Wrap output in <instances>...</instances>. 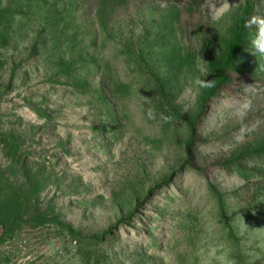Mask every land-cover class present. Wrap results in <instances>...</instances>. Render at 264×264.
<instances>
[{
    "label": "rangeland",
    "instance_id": "obj_1",
    "mask_svg": "<svg viewBox=\"0 0 264 264\" xmlns=\"http://www.w3.org/2000/svg\"><path fill=\"white\" fill-rule=\"evenodd\" d=\"M261 21L0 0V264H264Z\"/></svg>",
    "mask_w": 264,
    "mask_h": 264
},
{
    "label": "trees",
    "instance_id": "obj_2",
    "mask_svg": "<svg viewBox=\"0 0 264 264\" xmlns=\"http://www.w3.org/2000/svg\"><path fill=\"white\" fill-rule=\"evenodd\" d=\"M249 11H250V8H247L246 9V11L242 14V16H241V19H240V21H239V26H240V29H239V32H238V35H237V37H236V42H235V44H234V46H233V48H232V51L226 56V58H229L230 57V55L233 53V51L235 50V48L237 47V46H240L241 45V36H242V32H243V28L245 27V18L247 17V15L249 14ZM227 60V59H226ZM223 77H224V74H223V72H221L220 73V82H219V84L217 85L218 87L221 85V83H222V81L224 80L223 79Z\"/></svg>",
    "mask_w": 264,
    "mask_h": 264
},
{
    "label": "clouds",
    "instance_id": "obj_3",
    "mask_svg": "<svg viewBox=\"0 0 264 264\" xmlns=\"http://www.w3.org/2000/svg\"><path fill=\"white\" fill-rule=\"evenodd\" d=\"M225 8L219 9L220 12H223ZM261 24H264V21L260 22ZM254 46L256 47L257 51H259L261 54H264V43L254 41Z\"/></svg>",
    "mask_w": 264,
    "mask_h": 264
}]
</instances>
